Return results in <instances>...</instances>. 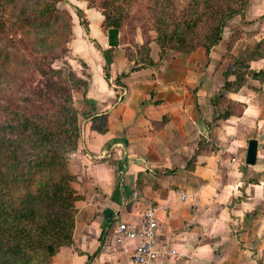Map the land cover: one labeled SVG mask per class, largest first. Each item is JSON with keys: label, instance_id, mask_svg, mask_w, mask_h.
<instances>
[{"label": "crops", "instance_id": "1", "mask_svg": "<svg viewBox=\"0 0 264 264\" xmlns=\"http://www.w3.org/2000/svg\"><path fill=\"white\" fill-rule=\"evenodd\" d=\"M86 27L73 25L71 48L77 59L72 68L87 77L82 97L93 107L89 119L105 112L107 129L98 132L86 122L68 153L75 175L71 185L79 194L73 242L61 246L52 263L124 264L137 238H117V223H137L149 205L155 206L158 223L155 264L264 261L262 90L242 85L226 91L242 109L213 121L209 98L232 73L218 76L211 65L203 71L167 61L161 69L131 70L116 83L114 77L127 71L130 61L108 50L103 55L99 49L104 48L89 39L97 40L98 27ZM218 42L212 45L215 52H220ZM210 48L205 52L209 58ZM156 53L151 46L153 60ZM105 55L108 78L102 70ZM119 86L125 88L120 100L115 99ZM249 138L256 140L252 163L245 162ZM192 154L193 163L186 167Z\"/></svg>", "mask_w": 264, "mask_h": 264}, {"label": "trees", "instance_id": "2", "mask_svg": "<svg viewBox=\"0 0 264 264\" xmlns=\"http://www.w3.org/2000/svg\"><path fill=\"white\" fill-rule=\"evenodd\" d=\"M57 1L36 0L23 16L26 19L50 16L57 11ZM245 1L189 0L186 12L170 29L160 24L155 26L159 50L168 46L189 51L201 44L207 52L221 38L225 19L241 13ZM74 12L78 23L86 29L81 8L74 7ZM101 14L107 28L119 26V17L110 18L104 11ZM203 20L206 24L201 35L193 41L190 31ZM89 39L99 49L94 39ZM261 43L263 39L247 44L234 58L233 65L225 70V75L232 73L234 77H225L219 91L209 98L213 121L240 111L232 112L227 102L220 104L224 90H237L247 76L263 82L264 67L253 69L248 64L251 59L264 57ZM99 50L104 55L105 50ZM153 63L146 46L144 59L117 73L114 81L119 83L129 71ZM108 64L109 56L105 55L102 65L105 78L109 76ZM37 69L48 85L23 91L16 101L15 96H9L7 103L0 102V264H52L51 257L58 249L73 242L75 200L79 194L71 185L75 175L68 168V153L76 148L79 126L70 89L84 90L87 80L71 69L65 78L60 69L49 63ZM90 120V126L96 131L107 129L105 112L94 114ZM193 160L194 154L186 161V167Z\"/></svg>", "mask_w": 264, "mask_h": 264}, {"label": "rangeland", "instance_id": "3", "mask_svg": "<svg viewBox=\"0 0 264 264\" xmlns=\"http://www.w3.org/2000/svg\"><path fill=\"white\" fill-rule=\"evenodd\" d=\"M34 1L36 0L0 1V102L7 103L11 98L9 96H15L16 101L23 91L38 86L44 88L48 85L49 82L38 73V66L45 67L49 63L52 67L60 69L65 78L68 77L69 69L77 75L71 63L76 62L73 59H77L71 48L73 25L78 23L74 7L81 8L88 28L89 23L98 27L99 34L97 40L94 38L95 42L104 50H108L111 56L126 57L130 61L129 66L138 65L144 59L146 46L149 56L151 46H155L157 59L152 65L147 66L160 65L159 69H161L166 64L164 62L168 61L172 65L180 64L179 66L197 65L204 71L205 67L211 65L218 71V76H226L225 70L233 65L234 58L247 44L252 45L257 40L263 39L260 50L264 53V0H246L241 13L225 19L221 38L217 44L220 52H215L212 46L210 58L207 57V52L203 51L201 44H196L189 51H179L168 46L160 51L155 39V26L160 24L170 29L186 12L189 0H58L57 11L52 15L26 19L23 12ZM101 11L107 13L110 18L119 17L120 20L117 27L118 44L111 46L110 49H107L110 46L106 43L108 26L102 23ZM97 17H101L98 22ZM205 24L206 21L203 20L190 31L193 41L199 39ZM197 47L201 50H197ZM165 53L167 54L163 56ZM161 57H163L162 61L159 60ZM248 64L253 69L264 67V57L251 59ZM66 83L69 84V81L66 80ZM242 85L247 90L251 89L259 93L262 90L264 95V80L260 82L247 76ZM219 88L220 85L214 93L218 92ZM70 93L77 111L79 137L83 125L88 122L90 126L89 115L93 107L82 97L81 88H71ZM148 93L149 95L153 93V87ZM223 93L224 99L221 100V105L227 102L232 112L242 109L241 102L228 97L226 90ZM116 94L115 99L120 100L125 94V88L119 86ZM94 120L97 121L96 118Z\"/></svg>", "mask_w": 264, "mask_h": 264}, {"label": "built area", "instance_id": "4", "mask_svg": "<svg viewBox=\"0 0 264 264\" xmlns=\"http://www.w3.org/2000/svg\"><path fill=\"white\" fill-rule=\"evenodd\" d=\"M182 197L185 195L182 194ZM157 217L155 206H147L140 214L137 223L119 221L116 237H135L137 242L124 264H155L160 250L157 248Z\"/></svg>", "mask_w": 264, "mask_h": 264}, {"label": "water", "instance_id": "5", "mask_svg": "<svg viewBox=\"0 0 264 264\" xmlns=\"http://www.w3.org/2000/svg\"><path fill=\"white\" fill-rule=\"evenodd\" d=\"M106 43L108 46H116L118 44V28L109 27L106 30ZM256 140L249 138L246 145L245 162L252 163L255 160Z\"/></svg>", "mask_w": 264, "mask_h": 264}]
</instances>
